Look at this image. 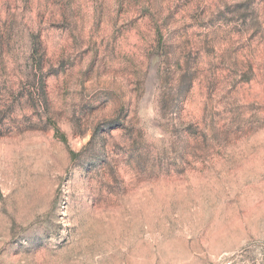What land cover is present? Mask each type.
Returning a JSON list of instances; mask_svg holds the SVG:
<instances>
[{
    "label": "rangeland",
    "instance_id": "rangeland-1",
    "mask_svg": "<svg viewBox=\"0 0 264 264\" xmlns=\"http://www.w3.org/2000/svg\"><path fill=\"white\" fill-rule=\"evenodd\" d=\"M0 264H264V0H0Z\"/></svg>",
    "mask_w": 264,
    "mask_h": 264
}]
</instances>
